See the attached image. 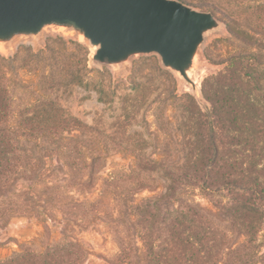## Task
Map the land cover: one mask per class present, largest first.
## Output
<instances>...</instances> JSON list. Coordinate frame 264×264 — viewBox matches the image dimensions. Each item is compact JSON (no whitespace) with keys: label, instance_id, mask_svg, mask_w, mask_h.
<instances>
[{"label":"rangeland","instance_id":"374dc122","mask_svg":"<svg viewBox=\"0 0 264 264\" xmlns=\"http://www.w3.org/2000/svg\"><path fill=\"white\" fill-rule=\"evenodd\" d=\"M194 8L215 12L224 23L206 37L192 75L199 102L156 54L112 69L92 61L94 50L84 39L58 30L0 48L6 58L19 54L8 64L13 111L33 106L37 97L55 99L82 125L56 137L18 139L23 167L12 186L0 192V264H143L145 254L187 251L180 239L207 237L212 227L219 231L217 237L225 235L226 243L244 242L224 209L250 183L241 177L237 185L227 182L220 163L211 179L205 174L211 138L215 135L220 146L227 137L210 124L212 105L204 90L216 92L214 77L237 52L257 54V67L264 71V48H249L228 32L229 26L253 43L264 45V35H249L246 24L234 25L210 7ZM76 43L90 51L87 87L67 86L69 77L63 74V67L71 72L79 68ZM48 47L62 49L55 68L47 62L21 65L29 51L39 54ZM59 70L62 85L46 79L49 71ZM260 85L263 91L255 95L262 100L264 78ZM219 152L222 157L221 147ZM187 205L210 220L211 227L200 218L180 219ZM257 244L253 264H262L264 231ZM199 250L203 248L194 249Z\"/></svg>","mask_w":264,"mask_h":264},{"label":"trees","instance_id":"16d2710c","mask_svg":"<svg viewBox=\"0 0 264 264\" xmlns=\"http://www.w3.org/2000/svg\"><path fill=\"white\" fill-rule=\"evenodd\" d=\"M180 1L193 7H210L234 25L238 26L239 22L246 24L249 35H264V0L256 3L255 0ZM213 14L216 15L215 12ZM228 32L242 40L249 48L254 46L264 48V45L258 41L253 43L246 41V38L241 39L238 31L230 26ZM75 47L81 53L77 62L79 68L71 72L70 69L64 70L63 67V74H68L67 86L87 87L90 51L87 46L80 43H76ZM45 51L46 54H43ZM45 51H40L39 54L29 51L27 58H22L20 61L21 65L37 67L40 63L47 62L51 68H55L56 62L62 56V49L48 47ZM18 58L19 54L11 59L0 53V192L12 186L14 183L12 181L19 174L18 170L23 167L24 160L18 155V139L32 141L51 138L62 134V131L72 133L82 127L78 119L71 116L55 99L37 97L33 106L18 112L13 111L14 101L8 84V64ZM259 64L257 54L252 51L237 52L229 59L228 67L224 72L214 77L216 92H213V88L204 90V98L212 105L210 124L218 127L227 137L222 138L220 146L213 138L215 135L211 138V155L208 158L209 167L205 174L211 179L220 163L227 182L237 185L239 180L236 178L241 177L247 178V182L250 183V185L246 184L247 191L245 190L243 195H239L238 199L233 200L232 204L224 209L231 226L245 237L244 242L236 246L232 241L226 243L225 235L217 237L219 231L212 227L207 237L180 239V243L188 248L187 251L174 256L145 254L141 259L143 264H253L255 262L256 252L260 246L257 241L264 231V93L262 100L257 99L255 95V91H263L260 83L264 78V71L257 67ZM61 72V70L49 71L46 79L62 85ZM75 147L77 152L79 147ZM220 147L222 157L219 152ZM70 151L71 149L68 148L66 152L72 154ZM69 159L72 158H68L70 162ZM170 176L174 182L180 184L181 179L173 174ZM197 177L198 173L191 178L196 180ZM186 179L189 177L184 180ZM203 188L209 189L207 185ZM239 191L243 190L239 189ZM195 218L206 221L209 224L207 229L212 225L202 213L194 211L188 205L186 212H180V219ZM199 246L203 251L195 252L194 249ZM260 258L259 262L264 264V257Z\"/></svg>","mask_w":264,"mask_h":264},{"label":"water","instance_id":"95a60500","mask_svg":"<svg viewBox=\"0 0 264 264\" xmlns=\"http://www.w3.org/2000/svg\"><path fill=\"white\" fill-rule=\"evenodd\" d=\"M223 26L212 12L180 0H0V48L58 30L84 39L92 61L112 69L156 54L198 102L192 75L206 37Z\"/></svg>","mask_w":264,"mask_h":264}]
</instances>
